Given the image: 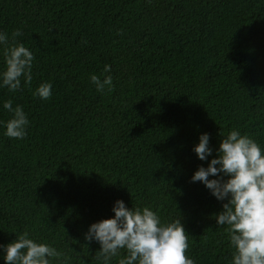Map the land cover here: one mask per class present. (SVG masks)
<instances>
[{"label":"trees","instance_id":"obj_1","mask_svg":"<svg viewBox=\"0 0 264 264\" xmlns=\"http://www.w3.org/2000/svg\"><path fill=\"white\" fill-rule=\"evenodd\" d=\"M16 29L35 59L21 90L0 77V245L27 232L62 253L50 264H102L85 234L123 200L181 217L195 264H231L215 219L227 201L192 176L231 130L264 150V0H0V74ZM45 82L48 100L33 95ZM8 100L29 119L24 139L5 135ZM204 133L206 161L194 152Z\"/></svg>","mask_w":264,"mask_h":264},{"label":"clouds","instance_id":"obj_2","mask_svg":"<svg viewBox=\"0 0 264 264\" xmlns=\"http://www.w3.org/2000/svg\"><path fill=\"white\" fill-rule=\"evenodd\" d=\"M21 35L19 29L14 30L12 45L4 49L6 69L0 77L2 86L10 92L21 90V78L29 85L32 81L35 56L23 43L15 41ZM0 44H9L8 33L0 32ZM103 71L110 72L111 66L105 65ZM90 79L101 93L105 89L114 90L111 75L101 80L93 74ZM52 87L50 82L42 83L33 95L48 100ZM3 106L13 114L6 122L5 135L26 138L29 119L23 107L13 108L11 100ZM222 137L218 158L212 159L207 168L200 166L192 182H202L217 200L227 201L215 219L219 226L227 225L225 231L234 249L231 264H264V150L248 134L241 135L238 130H231ZM199 141L194 152L200 160L206 161L213 151L209 147L210 134H202ZM210 176L219 178L209 179ZM113 212V218L93 223L85 234L86 241L95 240L100 244L95 259L102 264H110L121 250L127 255L119 259L118 264H195L186 255L188 233L181 217L162 223L157 212L149 207L129 209L123 200L115 202ZM0 247L4 248L6 264H50V258L62 255L55 247L30 239L27 232Z\"/></svg>","mask_w":264,"mask_h":264}]
</instances>
